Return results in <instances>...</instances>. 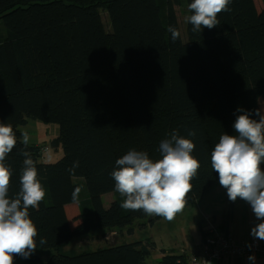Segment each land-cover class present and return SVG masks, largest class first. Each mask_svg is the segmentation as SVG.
<instances>
[{"label": "trees", "instance_id": "1", "mask_svg": "<svg viewBox=\"0 0 264 264\" xmlns=\"http://www.w3.org/2000/svg\"><path fill=\"white\" fill-rule=\"evenodd\" d=\"M179 2L0 0V123L11 125L17 139L5 160L12 170L9 197L20 190L27 151L45 190L39 208H29L36 250L97 229L132 234L136 220H147L140 227L159 220L122 208L125 197L115 191L111 173L133 149L160 159V142L173 130L195 144L200 168L186 197V206L193 205L219 180L211 152L222 134H236L237 109L256 120V110L264 114V0H231L230 10L217 16L219 25L199 32L188 21L192 0H184L186 41L175 12ZM169 27L179 32L177 39ZM28 118L58 125L52 144L61 145L60 159L42 162L41 146L24 147L19 127ZM189 130L196 136L189 137ZM74 162L78 167L70 172ZM82 182L87 212L72 195ZM106 193L113 195L108 207L101 199ZM228 219L219 228L227 231ZM154 247L146 239L72 256L57 253L37 264H145ZM186 262L173 254L160 260Z\"/></svg>", "mask_w": 264, "mask_h": 264}, {"label": "clouds", "instance_id": "2", "mask_svg": "<svg viewBox=\"0 0 264 264\" xmlns=\"http://www.w3.org/2000/svg\"><path fill=\"white\" fill-rule=\"evenodd\" d=\"M231 0H192L188 21L193 32L212 29L219 25L217 16L229 11ZM172 39L179 32L168 29ZM233 128L235 135L222 134L211 152V167L218 173L219 183L227 190L229 200L240 198L250 204L261 221L251 229V235L264 241V114L256 110L259 120L241 108ZM195 130L188 136L195 137ZM29 136L22 133V143L27 148ZM16 134L11 125L0 123V264H14V256L29 258L37 249V229L29 218V208L38 209L45 197V190L38 177L34 161L27 151L20 177V190L9 197L12 170L5 160L16 146ZM195 144L192 139L173 130L170 137L160 142L161 158L153 161L147 152L130 150L116 160L117 168L111 173L115 191L125 197L121 207L128 210H143L149 216H160L171 222L181 213L187 203V194L192 189L191 181L197 176L200 163L192 155ZM78 162L69 170L74 172ZM80 189L73 191L77 197ZM44 243V241H41ZM249 247H251L249 245ZM255 261V256L248 257Z\"/></svg>", "mask_w": 264, "mask_h": 264}, {"label": "rangeland", "instance_id": "3", "mask_svg": "<svg viewBox=\"0 0 264 264\" xmlns=\"http://www.w3.org/2000/svg\"><path fill=\"white\" fill-rule=\"evenodd\" d=\"M175 12L179 24L180 35L183 41H186L185 24L187 20V9L184 0H180L179 4L175 6ZM101 16L106 31L110 30L108 17L104 10H101ZM5 36V30L0 25V40ZM19 130L23 133H27L29 136V142L32 144H38L40 146H47L48 150L41 154L39 161L42 162H55L63 156V150L61 145L57 148L52 145V140L58 136L59 127L55 123H44L38 119L28 118L25 125L20 126ZM44 136V141H39L38 138ZM36 142V143H33ZM79 199L82 208L87 212V207H84L85 199L87 198V190L84 182L79 186ZM102 204L104 207H108L110 201L113 200L112 193H106L101 196ZM199 201V200H197ZM193 205L185 206L183 211L176 215L171 221H167L163 217L153 224H146L140 227V223H146V219L136 220L134 223V231L132 234H128L127 229H124L121 234L107 233L102 231L106 229H97L80 236H75L70 242L63 243L57 248H47L36 250L29 258L25 259L20 256H14V264H37L39 260L41 262L47 261L52 255L60 253L65 255H76L82 252H91L98 248H105L115 244L130 243L149 238L154 241L155 247L152 249L149 257L146 258L148 264H158L159 254L161 250H168L173 248V252H177L180 247L187 246L191 248V243L198 240V219L197 216V203ZM94 239H99L96 241Z\"/></svg>", "mask_w": 264, "mask_h": 264}, {"label": "crops", "instance_id": "4", "mask_svg": "<svg viewBox=\"0 0 264 264\" xmlns=\"http://www.w3.org/2000/svg\"><path fill=\"white\" fill-rule=\"evenodd\" d=\"M21 133L23 132L21 131ZM38 140L44 141L45 138L42 135L41 137L38 138ZM28 143L32 144L30 142ZM59 146L60 145H55V148ZM46 163H51V162H46ZM261 168L262 170H264V164L261 165ZM197 202H199L197 203V208H196L197 216H198L197 220L201 219L198 222V231H199L198 240L191 243L192 244L190 246L191 248L187 246L180 247L177 252H173V248H169L168 250H161L158 256L159 257V260L157 261L158 264H161L160 260L163 257V255H168V254L183 255L185 261H187L190 256L198 254L200 252L202 231L208 226L209 223L218 226H224L225 225L224 222H227V216L229 219H228V224L225 226V228L229 233H231L234 236L235 239L244 240V241L256 239L262 244H264V241H261L258 238H254L251 235V229L261 221L257 220V218L255 217L250 204L240 198H237L235 202L229 200L227 195V190L220 185L219 180L214 184H212ZM109 232H110L109 230H104L100 233L104 235ZM122 232H110V234L116 233L113 236L117 237V234H121ZM146 239L152 241L150 237ZM94 240L100 241L99 239H94ZM152 242L154 243V241ZM248 257L228 256L221 260H215L212 262V264H264V259L260 257L255 256V261H250ZM145 264H148L146 260H145Z\"/></svg>", "mask_w": 264, "mask_h": 264}, {"label": "built area", "instance_id": "5", "mask_svg": "<svg viewBox=\"0 0 264 264\" xmlns=\"http://www.w3.org/2000/svg\"><path fill=\"white\" fill-rule=\"evenodd\" d=\"M47 150V146L40 147L41 154ZM250 255L264 259V244L256 239L237 240L228 231L209 223L201 238L200 252L190 256L186 264H212L213 261L228 256L248 257Z\"/></svg>", "mask_w": 264, "mask_h": 264}]
</instances>
